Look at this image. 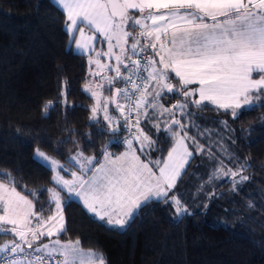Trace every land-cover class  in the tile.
<instances>
[{"label":"snow or ice","instance_id":"obj_1","mask_svg":"<svg viewBox=\"0 0 264 264\" xmlns=\"http://www.w3.org/2000/svg\"><path fill=\"white\" fill-rule=\"evenodd\" d=\"M53 2L65 14L64 30L70 43L75 40L76 49L82 52L94 50L92 44L98 37L86 35L87 28L104 37L109 45L107 52H96V56L116 60V66L112 67L101 64L99 59H89V64L95 63L99 69L91 72L93 76H101L108 69L115 72V76H103L100 83L83 86L82 90L95 100L89 119L100 123L97 116L103 111L109 129L119 131L118 125L113 126L117 118L109 114V105H115L127 129L131 132L135 128L136 131L131 139L123 141L127 150L121 156L112 159V154L105 151V162L87 179L83 174L93 171L90 166L96 160L95 156L77 152L67 157L66 166L39 148L35 150L34 158L53 172L50 182L54 187L41 186L29 190L27 196L21 195L15 177L10 172H0L3 177L0 180V236H11L0 244V264H77L78 260L83 264L80 241H61L59 238L67 231L64 208L76 198L83 202L88 213L112 229L126 227L137 210L152 200L171 204L176 217L190 215L179 196L172 194L195 154L185 141L197 143L196 137L189 136L188 131L196 125L192 120L185 125L182 119L194 115L192 106L203 108L211 104L218 110H230L233 120L255 107H264V0ZM129 40L133 41L130 45ZM114 48H119V54L113 51ZM149 49L153 55H149ZM254 74H259V78L254 79ZM176 78L178 82L172 83ZM116 83L125 86L116 87L113 92ZM195 84L199 87H190ZM64 85L59 94L63 99L46 101L45 113L57 104L75 106L68 104L67 81ZM94 89L106 90L112 95L104 96L103 91ZM169 95L182 99L165 107L160 101ZM197 95L199 98H194ZM121 98L125 103H120ZM177 110L181 119L175 118ZM133 112L136 113L134 123L130 117ZM166 113H171L172 118L162 127L158 121ZM141 121L145 127H141ZM221 123L227 126V121ZM148 124L157 133L163 131L174 138L167 158L144 162L136 154L133 141L140 145L142 154L157 150L158 142L145 131ZM203 150V145L196 149L201 153ZM208 155L215 159L211 151ZM229 159H234L231 154ZM220 163L223 165V161ZM74 164L79 165L82 174L72 171V179H65L61 173H67ZM246 166L237 159L236 171L217 168L208 182L214 178L238 176V180L232 181V191H235L250 179L241 174ZM154 168L158 169V174ZM45 192L48 197L41 202L40 196ZM212 195L215 193H209ZM45 204L47 210L55 205L52 215H44ZM43 238L47 239L46 243L41 242ZM89 255V264H106L103 254H94V259L91 258L93 254Z\"/></svg>","mask_w":264,"mask_h":264},{"label":"trees","instance_id":"obj_2","mask_svg":"<svg viewBox=\"0 0 264 264\" xmlns=\"http://www.w3.org/2000/svg\"><path fill=\"white\" fill-rule=\"evenodd\" d=\"M64 21V13L51 0H0V172H10L17 191L26 196L31 189L54 187L52 171L33 157L34 147L64 160L74 152L99 157L105 150L116 153L125 146L112 141L122 131L120 114L115 115L117 132L100 117V123L89 119L92 98L81 88L87 78V55L67 46ZM64 81L68 104L75 106L57 104L45 113L46 101L63 99L59 94ZM173 98L182 99L172 95L161 103L168 105ZM109 109L116 111L111 104ZM191 111L193 116L184 117L185 125L189 120L196 125L188 129L189 136L198 129L214 136L217 129L228 134L247 158L241 174L250 177L248 181L232 191V181L239 177L223 179L215 195L207 198V207L189 210L190 215L173 216L171 204L149 201L122 229L100 222L74 199L64 208L67 231L59 238L79 240L82 249L103 254L106 264H264V107L235 120L230 110L211 104L192 106ZM145 131L158 142L157 150H146V155L153 161L163 159L171 134L157 133L148 125ZM187 143L195 152L196 144ZM196 161L195 153L175 191L191 181ZM47 197L45 192L40 201ZM44 208L45 216L55 212L54 204L51 210L47 204ZM9 238L0 236V244Z\"/></svg>","mask_w":264,"mask_h":264},{"label":"rangeland","instance_id":"obj_3","mask_svg":"<svg viewBox=\"0 0 264 264\" xmlns=\"http://www.w3.org/2000/svg\"><path fill=\"white\" fill-rule=\"evenodd\" d=\"M139 31V30H136ZM132 40H129V45L132 43ZM113 43H115V41H113ZM109 47V45H108ZM100 51V50H99ZM113 51L116 54H119V48H114ZM103 52H107V51H102ZM104 59H100L99 57L96 56V53L93 55L92 60L95 61L96 59L100 60L101 64H109L112 67L116 66V60L114 57H109V56H104ZM91 69V71H90ZM124 70V69H123ZM99 71V69L97 68L95 63L89 64L88 68H87V78L86 81L81 85V88L83 89V86L85 85V83H91V84H97L100 83L102 80L103 76H115V72L111 71V69L105 70L104 72H102L101 76H93L91 74V72H96ZM123 73V72H122ZM121 87V86H120ZM94 90H98V91H102L99 89H94ZM90 96L91 94L88 93ZM106 96H110V94L107 92ZM92 98V97H91ZM120 103H121V99H120ZM95 104V100L92 98V105ZM109 113L110 114H114V116L117 113H120L119 110L116 109V111H114V113H112L109 109ZM92 115V113H91ZM90 115V116H91ZM100 117L103 119L104 117V113L103 111H101L97 118ZM214 132L216 133V136L212 135V134H207V132H205L202 129H198V131L194 134H192V137H196L197 143H196V149L198 148L199 145H203L204 146V150L203 153L198 152L195 150V153L197 155L198 161L193 163V167L190 170L191 173V181L187 182V185L181 187L180 189H176V191H174L172 194L173 195H178L179 198L182 200V204L186 205L188 207L189 210H198L201 207H203L206 204V200L209 197V193H212L214 188L216 187L217 183L222 181L223 179H212L211 182L209 181V177L214 173V170L217 168H222L223 171H227L228 169H232L233 171L237 170V159L238 162L240 164H247L245 158L242 156V154H240L234 147L233 144L230 143V139L228 140L226 133H224L223 131H221L220 129L214 130ZM201 133H203V135H201ZM229 137V136H228ZM38 147H34L33 151H32V155L34 157V152ZM40 151H43L42 149L39 148ZM127 150V145L124 146V148L122 149V151H120V153L118 155L115 154V152H111V151H107L110 154L116 155V156H121L122 153H124ZM209 151H211V153L215 156V159H210L209 158ZM47 156L56 159L58 161H60L62 164H66V159L67 157H65L64 160L59 159L56 156H53L51 154L46 153L45 151H43ZM81 152V151H79ZM117 153V152H116ZM229 154H231V156L234 159H229ZM71 155H76V154H71ZM85 156H93L90 154H85ZM70 156V155H69ZM142 160V159H141ZM144 162H146L145 160H142ZM221 161H223V165H221ZM104 158L99 159L98 161H94L93 165H91L90 167H92L93 171L91 172H87L84 175V178L87 179L89 177H91L96 168H98L100 166V164H103ZM72 171H76L78 172V174H82L80 173V168L79 165H75L73 167H71L69 169V171L67 173H61V175L64 176L65 179L71 180L72 179V175L71 172ZM53 175V172H52ZM51 175V177H52ZM216 175H222V173H217ZM226 178H231V176L229 175ZM201 185H203V189H201ZM21 195H24L21 193ZM26 196V195H25ZM172 215H175V210L173 208L172 211ZM11 239V238H9ZM9 239H5L3 241V243L6 240ZM2 243V244H3ZM81 249V253H82V260H83V264H89L90 261V253L93 254L91 258H95L96 253L93 250L90 249H82L81 247H79ZM77 264H80V261H77Z\"/></svg>","mask_w":264,"mask_h":264},{"label":"crops","instance_id":"obj_4","mask_svg":"<svg viewBox=\"0 0 264 264\" xmlns=\"http://www.w3.org/2000/svg\"><path fill=\"white\" fill-rule=\"evenodd\" d=\"M51 1L53 2V0H51ZM53 3H54V2H53ZM54 4H55V3H54ZM55 5H56V4H55ZM136 15H139V13L137 12ZM64 16H65V14H64ZM65 18H66V17H65ZM81 27H84V25H81ZM137 30H139V29H137ZM85 32H86V35H89V36L96 35V36L98 37L96 40L93 41V44H92V47H93V49H94L93 51H90V52H82L81 50L76 49V47H75V40L71 41V43H70V42H69V38H67V46H68L69 48H71L74 52H78V53L86 54V55H87V66H88V65H89V59H90V58L92 59L93 55H94L96 52L108 51V42H107V40L104 39V37L99 36V35H98L97 33H95L93 30H89V29L85 28ZM67 36H68V35H67ZM76 38H77V39L79 38V29L76 30ZM99 50H100V51H99ZM151 55H153L152 52H151ZM99 58H100V59H104L103 55H101ZM156 59L158 60L159 58L156 57ZM87 68H88V67H87ZM121 71L123 72V68H121ZM145 75H147V74L145 73ZM172 75L174 76V73H173ZM253 78H254V79H258V78H259V74H254V75H253ZM176 80L178 81V78H176ZM171 82H172V83H175V81H171ZM190 87H196V88H198L199 85H198V84H195V85H191ZM112 89H113V88H112ZM102 91H103V95L106 96L107 91H106V90H102ZM87 94H88V93H87ZM169 96L172 97V95H169ZM169 96H166V98L168 99ZM194 98L198 99L199 97H198V95H197V96L194 97ZM177 101H178V99L173 98L172 100L169 101V104H168V105H166V104H164V105H165V107H170L172 104H175ZM160 103H161V101H160ZM91 104H92V103H91ZM157 113H159V108L157 109ZM109 114H110V113H109ZM118 114H120V113H118ZM110 115H112L113 117L116 118V116H114L113 114H110ZM171 118H172L171 113H166L163 117H161V118L159 119L158 122H159V123L161 124V126L163 127V125H164L165 123H168V122L170 121ZM175 118H176V119H181V115H180V111H179V110L176 111V113H175ZM135 119H136V113H135ZM184 121H185V119L183 118V119H182V123L185 124ZM106 122H107V121H106ZM116 122H117V119L114 120V122H113V126H116V125H117ZM107 124H108V123H107ZM148 126H151V124H148ZM141 127H144V121H141ZM177 127H178V126H177ZM174 130H176V129H174ZM135 131H136V130H135ZM135 131H134V132H135ZM185 142L187 143V140H186ZM174 143H175L174 138H172V144H171V146L169 147V149H168L166 155H165L163 158H167L168 152H169V150L173 147ZM187 144H188V143H187ZM125 145H126V144H125ZM123 148H124V147H123ZM123 148H122V149H123ZM133 148L136 150V154L140 156V159L145 160L146 162L150 159V158H148V156H147L146 154H142V153L139 151V149H140V145H139L136 141H133ZM122 149H121L120 151H122ZM189 150L192 151L190 148H189ZM105 151H109V150H105ZM105 151H103V153H102L99 157H96V161H98V160L101 159V158H104V152H105ZM120 151H118V152L115 153V154L118 155V154L120 153ZM76 153H77V152H74V153H72V154H76ZM70 155H71V154H70ZM116 155H113V154H112L111 158H112V159H115L116 157H118V156H116ZM68 157H69V156H68ZM150 166H151V165H150ZM154 171H156L157 174H158V169L154 168ZM76 200L79 201V202L83 205V202L80 201L78 198H76ZM61 241H69V240H61ZM70 241H72V240H70ZM41 242H42V243H46V242H47V239H46V238H43Z\"/></svg>","mask_w":264,"mask_h":264},{"label":"built area","instance_id":"obj_5","mask_svg":"<svg viewBox=\"0 0 264 264\" xmlns=\"http://www.w3.org/2000/svg\"><path fill=\"white\" fill-rule=\"evenodd\" d=\"M149 55H151V50L149 49ZM137 57H133V59H136ZM124 72V70H123ZM127 74V73H124ZM125 85L123 83H121V87H124ZM121 103H125V100L121 98ZM131 117V121L134 123L135 119H134V112L130 114ZM120 122H121V133L117 138H114L112 141L113 142H119V143H123V141L125 139H131L132 138V133H134L135 128H133L131 130V132L127 129V127L125 126V121L123 119V117H121L120 115Z\"/></svg>","mask_w":264,"mask_h":264},{"label":"water","instance_id":"obj_6","mask_svg":"<svg viewBox=\"0 0 264 264\" xmlns=\"http://www.w3.org/2000/svg\"><path fill=\"white\" fill-rule=\"evenodd\" d=\"M115 88H116V87H113V89H112L113 92L115 91ZM111 95H112V94H111ZM113 107H115V105H113Z\"/></svg>","mask_w":264,"mask_h":264}]
</instances>
